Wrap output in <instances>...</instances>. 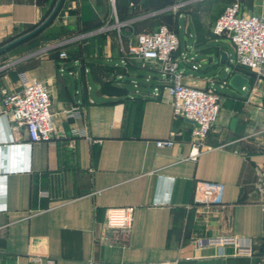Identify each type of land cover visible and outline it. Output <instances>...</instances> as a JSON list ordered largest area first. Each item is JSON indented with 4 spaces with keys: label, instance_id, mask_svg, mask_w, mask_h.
Masks as SVG:
<instances>
[{
    "label": "crops",
    "instance_id": "1",
    "mask_svg": "<svg viewBox=\"0 0 264 264\" xmlns=\"http://www.w3.org/2000/svg\"><path fill=\"white\" fill-rule=\"evenodd\" d=\"M232 1L63 0L49 26L59 38L0 56V105L26 71L49 83L54 118L52 138L32 142L0 114V264H264V78L236 68L234 44L213 31ZM241 1L242 14L262 13V0ZM57 2L0 0V46ZM161 25L178 35L183 82L221 94L196 158L194 123L175 114L159 64L129 52L136 34ZM234 73L248 78L245 93L230 85ZM197 180L223 183V204H193ZM127 205L132 228L109 229L108 208ZM232 235L253 255L198 244Z\"/></svg>",
    "mask_w": 264,
    "mask_h": 264
},
{
    "label": "built area",
    "instance_id": "2",
    "mask_svg": "<svg viewBox=\"0 0 264 264\" xmlns=\"http://www.w3.org/2000/svg\"><path fill=\"white\" fill-rule=\"evenodd\" d=\"M174 7L183 5L184 0H172ZM115 3V0H111ZM123 25L118 19L116 26ZM213 31L226 35L236 50V68H247L264 78V0L262 13L245 15L241 13V0L228 3L217 18ZM178 35L167 25L157 30L136 34L129 45V52L142 60L156 61L164 76L163 89L172 97V105L177 116L194 123L192 128L191 157L196 158L204 148L206 136L216 123L221 104V94L213 87H196L182 80L179 59L175 56L179 50ZM61 57H67L62 51ZM21 89L10 92L2 89L0 114H6L15 130L26 127L32 142L50 140L54 133V118L49 83L32 77L26 71L19 72ZM226 84L227 81H224ZM70 115H80L79 108L68 111ZM172 138L157 141L159 147H170ZM225 186L212 180H197L193 204L217 207L224 202ZM135 207L113 206L106 213V225L113 231H129L133 226ZM199 245H233L239 255H253L251 241L237 236L203 238Z\"/></svg>",
    "mask_w": 264,
    "mask_h": 264
},
{
    "label": "water",
    "instance_id": "3",
    "mask_svg": "<svg viewBox=\"0 0 264 264\" xmlns=\"http://www.w3.org/2000/svg\"><path fill=\"white\" fill-rule=\"evenodd\" d=\"M62 2H63V0H58V2L56 3V6L54 7V9L52 11V13L47 17V19L45 21H43L35 29L25 33L24 35L4 44L2 46H0V52L8 49L9 47L21 42L22 40L36 34L37 32L41 31L43 28H45L53 20V18L57 14ZM221 55H222L221 62L222 63L227 62L228 61L227 53H225L223 51ZM230 85L235 87L238 91L245 93L246 90L244 89V87H246L248 85V78L244 77L243 74H241V73H234L230 78Z\"/></svg>",
    "mask_w": 264,
    "mask_h": 264
},
{
    "label": "trees",
    "instance_id": "4",
    "mask_svg": "<svg viewBox=\"0 0 264 264\" xmlns=\"http://www.w3.org/2000/svg\"><path fill=\"white\" fill-rule=\"evenodd\" d=\"M50 25H51V23H49L45 28H43L41 31L37 32L36 34H34V35L22 40L21 42L9 47L8 49L0 52V56L7 54L8 51H11L13 48H15V47H17L19 45H23L25 48H27V50H31V49H34L36 47L41 46V44H45L46 42H48V40L59 38L60 34L62 32L61 29H59L55 34L52 33V32H50L49 35H45L44 34V32L47 30V28H49ZM37 26L38 25H36V26H34V25L26 26L24 31H22L23 33H21V34H24V33L28 32V31H31L34 28H36ZM15 38L16 37H12L11 39H9V41H11V40H13ZM9 41H7V42H9Z\"/></svg>",
    "mask_w": 264,
    "mask_h": 264
},
{
    "label": "rangeland",
    "instance_id": "5",
    "mask_svg": "<svg viewBox=\"0 0 264 264\" xmlns=\"http://www.w3.org/2000/svg\"><path fill=\"white\" fill-rule=\"evenodd\" d=\"M254 0H244V3L245 2H253ZM257 1V0H256ZM259 1H261V0H258V3H260ZM242 2V1H241ZM222 8H223V6H222ZM182 23H184L183 21H182ZM59 30V25H55V26H53V27H50V28H47V30L44 32V34L45 35H49V33L50 32H52V33H56L57 31ZM180 35L182 36V38H184V29L182 28V29H180ZM47 43V42H46ZM48 43H51L49 40H48ZM8 54H6V56H7ZM10 56H15V53H11L10 52V54H9Z\"/></svg>",
    "mask_w": 264,
    "mask_h": 264
}]
</instances>
